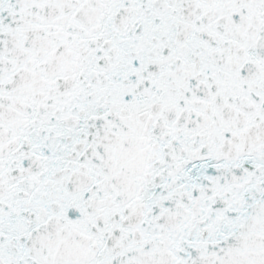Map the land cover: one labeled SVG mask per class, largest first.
<instances>
[{
    "label": "snow or ice",
    "instance_id": "obj_1",
    "mask_svg": "<svg viewBox=\"0 0 264 264\" xmlns=\"http://www.w3.org/2000/svg\"><path fill=\"white\" fill-rule=\"evenodd\" d=\"M0 264H264V0H0Z\"/></svg>",
    "mask_w": 264,
    "mask_h": 264
}]
</instances>
